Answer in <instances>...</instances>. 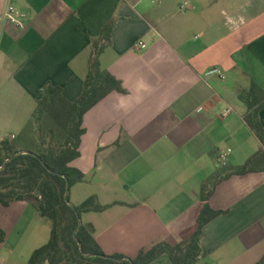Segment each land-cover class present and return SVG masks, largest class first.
Segmentation results:
<instances>
[{
  "label": "crops",
  "instance_id": "1",
  "mask_svg": "<svg viewBox=\"0 0 264 264\" xmlns=\"http://www.w3.org/2000/svg\"><path fill=\"white\" fill-rule=\"evenodd\" d=\"M7 0H0V12ZM26 27L0 32V141L15 138L50 83L69 101L82 92L94 41L122 82L83 116L80 155L69 165L101 212L81 215L105 254L133 258L148 241L194 224L202 182L230 149L228 165L260 149L238 93L264 90V0H17ZM142 41L145 46H138ZM219 67L226 78L204 77ZM229 108L230 112L222 116ZM264 128V108L258 112ZM13 136V137H12ZM195 264H255L264 255V172L232 175L214 187ZM26 201L0 205V264H28L37 248ZM150 264H170L161 255Z\"/></svg>",
  "mask_w": 264,
  "mask_h": 264
},
{
  "label": "trees",
  "instance_id": "2",
  "mask_svg": "<svg viewBox=\"0 0 264 264\" xmlns=\"http://www.w3.org/2000/svg\"><path fill=\"white\" fill-rule=\"evenodd\" d=\"M111 24L94 41L82 92L69 101L62 89L47 83L30 120L15 138L0 141V205L26 201L49 223L48 241L35 248L28 264H150L161 255L170 264H195L201 253L198 238L204 225L222 211L210 207L209 199L220 181L251 172H264V128L258 117L264 108V90L250 80L248 88L238 93L246 105L244 120L260 141L261 148L238 165H219L201 185L194 224L180 232L145 243L135 257L120 253L105 254L93 236L90 224H79L81 215L101 212L109 207L90 195L78 205L69 202L72 185L82 182L84 174L69 163L80 155L84 114L109 93H124L122 82L100 65L102 43L110 41ZM68 194L66 198L65 195ZM5 231L0 227V244ZM264 264V255L255 263Z\"/></svg>",
  "mask_w": 264,
  "mask_h": 264
},
{
  "label": "built area",
  "instance_id": "3",
  "mask_svg": "<svg viewBox=\"0 0 264 264\" xmlns=\"http://www.w3.org/2000/svg\"><path fill=\"white\" fill-rule=\"evenodd\" d=\"M16 1L17 0H7L4 9L0 12V32H1L2 24L6 23V22L14 24L20 30L25 29V27H26V19H25L26 15L23 12H21L20 10H18V8L16 6ZM151 1L160 2L161 0H151ZM138 46L144 47L145 44L142 41H140V42H138ZM213 75L219 77L221 80H224L226 78L224 72L219 67H211L204 72V77H209V76H213ZM229 112H230L229 108L225 109L222 112V116L223 117L226 116ZM230 151L231 150L228 148L224 151H221L218 154L217 161H218L219 165H226L227 164L228 154L230 153Z\"/></svg>",
  "mask_w": 264,
  "mask_h": 264
},
{
  "label": "rangeland",
  "instance_id": "4",
  "mask_svg": "<svg viewBox=\"0 0 264 264\" xmlns=\"http://www.w3.org/2000/svg\"><path fill=\"white\" fill-rule=\"evenodd\" d=\"M89 187L86 185L74 184L71 186L69 190V202L72 205H78L83 195H87L89 193ZM34 226V239L31 244L34 247H39L45 244L49 239V223L48 222H33Z\"/></svg>",
  "mask_w": 264,
  "mask_h": 264
},
{
  "label": "water",
  "instance_id": "5",
  "mask_svg": "<svg viewBox=\"0 0 264 264\" xmlns=\"http://www.w3.org/2000/svg\"><path fill=\"white\" fill-rule=\"evenodd\" d=\"M65 197L67 198L68 197V194H66ZM79 224H82L81 219L79 220Z\"/></svg>",
  "mask_w": 264,
  "mask_h": 264
}]
</instances>
